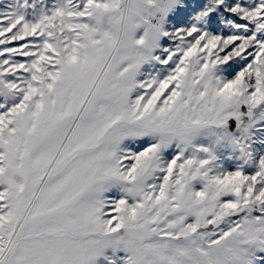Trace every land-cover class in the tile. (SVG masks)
<instances>
[{
    "label": "snow or ice",
    "instance_id": "1",
    "mask_svg": "<svg viewBox=\"0 0 264 264\" xmlns=\"http://www.w3.org/2000/svg\"><path fill=\"white\" fill-rule=\"evenodd\" d=\"M0 264H264V0H0Z\"/></svg>",
    "mask_w": 264,
    "mask_h": 264
}]
</instances>
